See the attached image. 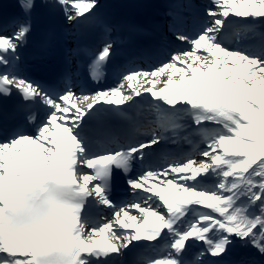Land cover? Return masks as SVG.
Here are the masks:
<instances>
[{
    "label": "snow or ice",
    "instance_id": "obj_1",
    "mask_svg": "<svg viewBox=\"0 0 264 264\" xmlns=\"http://www.w3.org/2000/svg\"><path fill=\"white\" fill-rule=\"evenodd\" d=\"M15 7L0 16V98L32 107L11 128L0 118V264H125L119 258L133 251L134 264H264V0H207L194 28V5L171 4L165 58L79 96L74 85L45 88L22 71L34 0ZM51 7L79 25L99 3ZM76 51L64 78L99 81L115 45L101 40L74 68ZM138 78L149 86L136 87ZM145 93L157 127L145 139H115L106 121L127 120ZM97 118L93 145L84 130ZM181 130L199 138V160L168 153L165 164L143 166ZM121 179L133 199L117 202Z\"/></svg>",
    "mask_w": 264,
    "mask_h": 264
},
{
    "label": "bare ground",
    "instance_id": "obj_2",
    "mask_svg": "<svg viewBox=\"0 0 264 264\" xmlns=\"http://www.w3.org/2000/svg\"><path fill=\"white\" fill-rule=\"evenodd\" d=\"M106 1H107V0H98V3H99V5H101V4H104V2H106ZM114 4H115V3H112L111 5L114 6ZM106 20H107V21L112 20V15H111V14H108ZM255 36H256V33L254 34V37H255ZM244 38H249V37H247V36L244 35ZM150 79H152V78L150 77ZM156 79L158 80V82H157V84L154 86L155 90H157V89L160 88V87H163V82H162V81H163L165 78H164V77H158V78H156ZM134 85H135L136 87H139L140 85H142V82L140 81V79H137V81L134 82ZM77 95L79 96L80 94H77ZM145 97H146V99H145L144 101H140V100L138 99V103H137V104L146 107V109H148V110H151L152 113H153V115H155V114H154V111H153L152 109H150L149 106H148V103H147L148 94H147V93H145ZM171 135H172V134H171ZM186 135H188V133L185 132L184 130H181L180 133L177 134V135L175 136L174 139H176V138H178V137L180 136V138H182V139L184 140L185 143H189V140H186V139L184 138ZM190 140H191L192 149H191V151L189 150V152L187 153V156H194L197 160H199L200 157H198V156L195 155L196 147L199 146V138H198L195 134H192L191 137H190ZM162 164H165V161H162ZM162 164H158V165H156V166H159V165H162ZM129 198H130V199H133V197H132L131 195H130Z\"/></svg>",
    "mask_w": 264,
    "mask_h": 264
},
{
    "label": "rangeland",
    "instance_id": "obj_3",
    "mask_svg": "<svg viewBox=\"0 0 264 264\" xmlns=\"http://www.w3.org/2000/svg\"><path fill=\"white\" fill-rule=\"evenodd\" d=\"M139 79V78H138ZM150 79V78H149ZM148 87L149 85L147 84V83H142V85H140L139 87ZM76 92H78V91H76ZM79 94H81V93H79Z\"/></svg>",
    "mask_w": 264,
    "mask_h": 264
}]
</instances>
